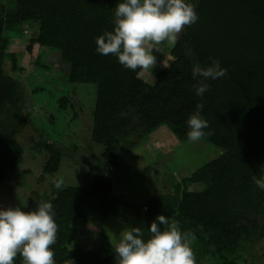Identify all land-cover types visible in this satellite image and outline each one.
<instances>
[{"label":"trees","instance_id":"16d2710c","mask_svg":"<svg viewBox=\"0 0 264 264\" xmlns=\"http://www.w3.org/2000/svg\"><path fill=\"white\" fill-rule=\"evenodd\" d=\"M14 2L9 9L0 1V184L22 161L17 136L27 122L20 83L7 72L18 68L17 55L7 49L4 33L27 23L36 26L28 51L34 44L58 50L69 64L71 83L95 84L92 139L103 145L101 159L110 170L117 165L120 142L136 126L146 135L163 123L179 140L188 139L187 120L197 103L203 104L201 115L208 121L202 138L221 151L185 180L142 203L112 194V179L102 173L85 186L50 184L44 201L53 204L58 225L51 246L56 264H116L114 248L101 255L78 243L86 233L80 227L91 213L129 216L131 226H140L145 238L148 224L164 214L179 222L195 264H202L197 244L211 245L224 257L237 251L242 239L255 243L264 237V190L254 182L264 178V0H197L198 21L184 27L171 49L173 59L152 85L138 76L140 69L125 68L115 55L96 51L95 38L113 28L117 0ZM214 59L227 74L209 79L208 90L197 96L200 78L193 76V68ZM34 146L48 153L43 172L52 175L59 165V148L45 140ZM187 181L203 187L189 191ZM36 205L29 200L23 210ZM14 264H23L19 254Z\"/></svg>","mask_w":264,"mask_h":264},{"label":"rangeland","instance_id":"374dc122","mask_svg":"<svg viewBox=\"0 0 264 264\" xmlns=\"http://www.w3.org/2000/svg\"><path fill=\"white\" fill-rule=\"evenodd\" d=\"M0 1L9 9L15 6L14 0ZM35 28L27 23L20 30L18 27L4 33L7 49L15 52L18 59L16 71H6L20 83L21 108L27 122L17 136L23 149L22 161L0 184V207L24 209L29 200L36 204L44 201L50 184L85 186L95 173L111 177L112 194L142 203L185 180L221 152L204 138L195 142L179 140L163 123L146 135H140L142 128L136 126L120 142L117 165L110 170L101 159L103 145L92 139L95 84L71 83L67 77L69 64L61 59L58 50L34 44L28 51V39ZM172 47L162 46V53H155L153 68L140 69L138 76L152 85L156 74L173 59ZM44 140L60 150L59 165L52 175L43 172L48 153L34 146L36 141ZM186 187L199 191L203 184L187 181ZM128 227L129 216L120 219L91 213L88 222L80 227L86 233L80 235L78 243L106 255ZM197 248L202 252V264H264V237L255 243L242 239L237 251L223 253L225 258L211 245L197 244Z\"/></svg>","mask_w":264,"mask_h":264},{"label":"clouds","instance_id":"9594fccd","mask_svg":"<svg viewBox=\"0 0 264 264\" xmlns=\"http://www.w3.org/2000/svg\"><path fill=\"white\" fill-rule=\"evenodd\" d=\"M199 19L192 0H117L113 13V28L95 38L96 51L113 54L120 65L133 71L152 69L155 53L162 46H175L179 34L187 25ZM227 68L219 60L206 67L193 68L199 77L195 93L202 96L208 90L209 79L225 77ZM203 104L197 103L187 120V138L199 141L205 135L208 121L201 115ZM264 190V178L254 180ZM57 188L61 187L56 183ZM163 226V227H162ZM58 225L53 204L38 202L27 211L21 206L0 207V264H14L19 254L23 264H56L51 247L56 243ZM148 236L140 226L122 231L114 245L116 264H195L194 253L178 221L157 214L147 226Z\"/></svg>","mask_w":264,"mask_h":264},{"label":"crops","instance_id":"0c3cea01","mask_svg":"<svg viewBox=\"0 0 264 264\" xmlns=\"http://www.w3.org/2000/svg\"><path fill=\"white\" fill-rule=\"evenodd\" d=\"M197 183H200V182H197Z\"/></svg>","mask_w":264,"mask_h":264}]
</instances>
